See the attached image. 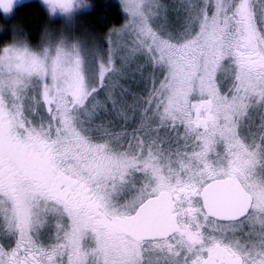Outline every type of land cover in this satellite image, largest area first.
<instances>
[{
	"label": "snow or ice",
	"instance_id": "snow-or-ice-1",
	"mask_svg": "<svg viewBox=\"0 0 264 264\" xmlns=\"http://www.w3.org/2000/svg\"><path fill=\"white\" fill-rule=\"evenodd\" d=\"M40 6L0 22V264H264V0Z\"/></svg>",
	"mask_w": 264,
	"mask_h": 264
},
{
	"label": "trees",
	"instance_id": "trees-1",
	"mask_svg": "<svg viewBox=\"0 0 264 264\" xmlns=\"http://www.w3.org/2000/svg\"><path fill=\"white\" fill-rule=\"evenodd\" d=\"M118 0H91V3L98 5L97 8L84 10L81 23L92 27L96 32L103 33L111 27H120L123 24V14L116 13L114 8H104L106 4H116ZM20 24L24 33L33 44L39 42L40 33L47 25H58L55 19H49L46 12L41 10L40 2L36 0L23 1L16 4L12 14L5 17L0 12V22ZM11 39V33H0V40Z\"/></svg>",
	"mask_w": 264,
	"mask_h": 264
},
{
	"label": "clouds",
	"instance_id": "clouds-1",
	"mask_svg": "<svg viewBox=\"0 0 264 264\" xmlns=\"http://www.w3.org/2000/svg\"><path fill=\"white\" fill-rule=\"evenodd\" d=\"M87 3H88V9L91 8L92 6V3H91V0H87ZM3 29H0V31H2Z\"/></svg>",
	"mask_w": 264,
	"mask_h": 264
},
{
	"label": "rangeland",
	"instance_id": "rangeland-1",
	"mask_svg": "<svg viewBox=\"0 0 264 264\" xmlns=\"http://www.w3.org/2000/svg\"><path fill=\"white\" fill-rule=\"evenodd\" d=\"M23 1H30V0H20V2H18L17 4H19V3H21V2H23ZM36 1H38V2H40V0H36ZM2 13V12H1ZM3 14V13H2ZM54 19V18H53ZM124 23V22H123ZM54 26H58V25H54Z\"/></svg>",
	"mask_w": 264,
	"mask_h": 264
}]
</instances>
